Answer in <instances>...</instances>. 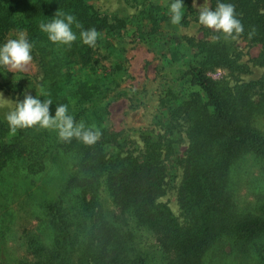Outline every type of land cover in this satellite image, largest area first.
<instances>
[{
	"label": "trees",
	"instance_id": "16d2710c",
	"mask_svg": "<svg viewBox=\"0 0 264 264\" xmlns=\"http://www.w3.org/2000/svg\"><path fill=\"white\" fill-rule=\"evenodd\" d=\"M91 1L0 0V44L26 31L38 69L34 78L0 66V87L51 99L52 115L65 104L101 132L92 145L51 129L13 135L0 117V258L22 222L26 255L15 264H264V0H223L244 26L227 40L180 35L172 0H126L135 9L126 16ZM192 2L178 25L198 24ZM57 11L95 28L96 46L75 24L70 46L50 42L39 25ZM136 41L167 67L140 145L108 124L128 79L124 44ZM217 69L220 80L209 75ZM252 69L259 75L246 81ZM172 188L179 216L161 201Z\"/></svg>",
	"mask_w": 264,
	"mask_h": 264
},
{
	"label": "rangeland",
	"instance_id": "374dc122",
	"mask_svg": "<svg viewBox=\"0 0 264 264\" xmlns=\"http://www.w3.org/2000/svg\"><path fill=\"white\" fill-rule=\"evenodd\" d=\"M91 3L105 14L126 16L132 15L135 12V9L130 3H127L126 0H92ZM192 3L198 11V6L203 3L209 6L207 0H193ZM175 26L180 35L182 34L194 39L202 38L203 32L206 30L208 32L212 31L211 29H205V27L199 26L194 22L191 23L189 27L180 25ZM200 28L202 29L200 30ZM137 42L138 41L124 44L128 79L121 86L124 95L110 102L108 124L114 131L125 132L130 139L140 145V141L137 138L138 134L140 132L153 130L155 127L154 124L156 123V120L154 119V116L159 112L158 99L162 89L161 81L162 76L166 73L167 69L165 68L167 67L163 64V61L156 53H153V51L148 49L145 45ZM238 46L240 49H243V53L245 54L247 52L251 56L257 54L256 48L248 49L246 45L241 42H238ZM6 69L8 72L14 74L20 73L34 78L38 76V69L33 59L22 69L11 70L7 67ZM209 75L214 80H220L226 75V73L217 69L210 72ZM258 75L259 71L257 69H252L250 75L245 77V80H253L257 78ZM2 81H4V79L0 74V85L2 84ZM27 94L30 93L27 92ZM0 96H2L0 97V117L6 121L5 115L15 108V102L17 100L22 99L18 98L16 95L8 93V91L1 87ZM174 182L173 185L177 183V179H175ZM175 196V190L172 188L166 193L161 201L166 203L176 216H179V208ZM24 210H27L26 206H24ZM21 213H23L22 210ZM21 228L22 222H20L17 230L14 229L15 233L9 234L10 239L6 245V251L0 258V264H15L19 259L24 258L26 255L25 241L23 238H20Z\"/></svg>",
	"mask_w": 264,
	"mask_h": 264
},
{
	"label": "clouds",
	"instance_id": "9594fccd",
	"mask_svg": "<svg viewBox=\"0 0 264 264\" xmlns=\"http://www.w3.org/2000/svg\"><path fill=\"white\" fill-rule=\"evenodd\" d=\"M198 9V25L217 33L213 36L214 40L219 39V36L226 40L237 39L243 33L244 26L237 18L234 4L217 0L215 8L203 3ZM183 10V0H172L168 10L171 24H180ZM73 24L82 29L74 15L57 11L53 18L41 23L39 28L50 42L70 46L77 39L72 30ZM79 36L84 45L95 47L99 33L95 28L82 29ZM32 48L28 33L24 30L17 32L15 38L0 44V66L11 70L22 69L32 60ZM53 104L51 99L41 100L37 96L24 94L22 100L15 102V108L5 115L9 132L15 135L19 129H51L56 131L62 141L76 138L86 145H92L100 138L101 132L98 129L86 127L83 122L76 123L74 117L68 114V106L65 104H56L52 115Z\"/></svg>",
	"mask_w": 264,
	"mask_h": 264
}]
</instances>
